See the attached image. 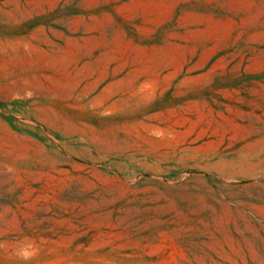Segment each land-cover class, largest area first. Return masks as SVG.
<instances>
[{
	"label": "rangeland",
	"instance_id": "374dc122",
	"mask_svg": "<svg viewBox=\"0 0 264 264\" xmlns=\"http://www.w3.org/2000/svg\"><path fill=\"white\" fill-rule=\"evenodd\" d=\"M0 264H264V0H0Z\"/></svg>",
	"mask_w": 264,
	"mask_h": 264
}]
</instances>
